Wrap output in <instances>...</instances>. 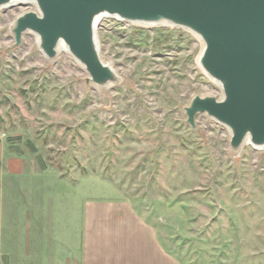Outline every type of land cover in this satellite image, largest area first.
<instances>
[{
  "label": "rangeland",
  "instance_id": "1",
  "mask_svg": "<svg viewBox=\"0 0 264 264\" xmlns=\"http://www.w3.org/2000/svg\"><path fill=\"white\" fill-rule=\"evenodd\" d=\"M0 10V264H75L83 206L129 200L183 264H264V149L183 107L220 99L198 65L204 43L168 26L103 18L99 56L121 79L86 86L69 55L47 61ZM14 166L17 168L14 171Z\"/></svg>",
  "mask_w": 264,
  "mask_h": 264
},
{
  "label": "water",
  "instance_id": "2",
  "mask_svg": "<svg viewBox=\"0 0 264 264\" xmlns=\"http://www.w3.org/2000/svg\"><path fill=\"white\" fill-rule=\"evenodd\" d=\"M19 4L34 11L12 23L10 48L32 34L53 61L62 45L87 74L85 85L100 90L121 82L99 56L103 18L193 33L204 43L198 65L221 97L194 96L182 109L185 123L195 130L196 116L205 115L226 127L234 154L245 145L264 149V0H0V10Z\"/></svg>",
  "mask_w": 264,
  "mask_h": 264
},
{
  "label": "crops",
  "instance_id": "3",
  "mask_svg": "<svg viewBox=\"0 0 264 264\" xmlns=\"http://www.w3.org/2000/svg\"><path fill=\"white\" fill-rule=\"evenodd\" d=\"M75 264L183 263L163 246L158 231L131 201L111 198L85 202L81 251Z\"/></svg>",
  "mask_w": 264,
  "mask_h": 264
},
{
  "label": "bare ground",
  "instance_id": "4",
  "mask_svg": "<svg viewBox=\"0 0 264 264\" xmlns=\"http://www.w3.org/2000/svg\"><path fill=\"white\" fill-rule=\"evenodd\" d=\"M165 25V24H164ZM167 26V25H166ZM62 54H66V55H69V53H68V51H67V49H66V47H64V46H59V48H58V50H57V55L58 56H60V55H62ZM70 56V55H69Z\"/></svg>",
  "mask_w": 264,
  "mask_h": 264
}]
</instances>
